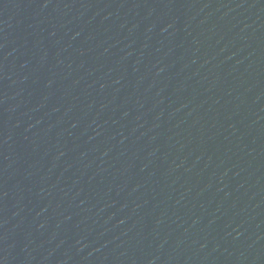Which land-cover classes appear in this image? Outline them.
Returning <instances> with one entry per match:
<instances>
[{"label": "water", "instance_id": "water-1", "mask_svg": "<svg viewBox=\"0 0 264 264\" xmlns=\"http://www.w3.org/2000/svg\"><path fill=\"white\" fill-rule=\"evenodd\" d=\"M0 264H264V0H0Z\"/></svg>", "mask_w": 264, "mask_h": 264}]
</instances>
